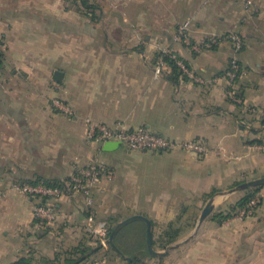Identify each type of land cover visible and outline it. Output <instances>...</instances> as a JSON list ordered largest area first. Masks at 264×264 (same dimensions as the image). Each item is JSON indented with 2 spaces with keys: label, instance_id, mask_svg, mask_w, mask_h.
Returning a JSON list of instances; mask_svg holds the SVG:
<instances>
[{
  "label": "crops",
  "instance_id": "1",
  "mask_svg": "<svg viewBox=\"0 0 264 264\" xmlns=\"http://www.w3.org/2000/svg\"><path fill=\"white\" fill-rule=\"evenodd\" d=\"M90 1L98 14L73 11L72 0H0V264L23 258L66 264L88 249L80 264H128L143 256L119 246L122 230L114 240L115 263L102 256L111 248L87 233L81 198L47 202L57 219L39 230L37 201L13 188L38 178L68 180L96 161L111 168L119 189L110 209L120 216L117 224L148 218L154 249L168 252L148 250L144 264H264V186L254 215L245 218L234 210L249 189L232 191L264 177V0ZM186 21L192 44L242 37L241 104L229 99L223 78L233 45L223 39L211 50L194 51L175 39ZM163 51L210 82L173 76L167 65L156 76ZM56 71L64 74L62 83L54 80ZM57 100L75 115L60 110ZM88 120L145 127L178 145L198 142L207 152H133L122 145L106 152L88 139ZM124 153L130 156L125 164ZM133 159L138 163L131 165ZM104 182L94 209L108 224ZM214 190V209L201 221ZM139 221L138 236L147 240V224Z\"/></svg>",
  "mask_w": 264,
  "mask_h": 264
},
{
  "label": "built area",
  "instance_id": "2",
  "mask_svg": "<svg viewBox=\"0 0 264 264\" xmlns=\"http://www.w3.org/2000/svg\"><path fill=\"white\" fill-rule=\"evenodd\" d=\"M247 3L248 6L252 5L251 1H248ZM190 25V21H186L182 24L176 32L175 39L192 47V49L198 53L213 49L223 39L229 40L233 45L235 55L230 61L223 78L228 82L227 94L229 99L235 103L241 104L242 100L237 95V84L242 74V68L238 58V54L243 50L242 37L236 33L225 37L210 36L199 44H192L189 38ZM3 42L4 40L0 35V52L1 49H3ZM163 53L170 55V57L176 61L178 67L190 79L200 84L210 82L193 74L185 62L175 53L169 51H163ZM165 68L166 65L161 59L155 70L156 76H161ZM56 104L60 110L69 116L75 115V112L62 102L57 101ZM87 122V137L92 142L100 144L107 142H120L122 146L128 147L133 152L150 151L163 153L171 151L177 147L196 154L207 152L206 148L198 142H184L178 145L167 139L165 136L157 134L145 127L134 129L120 121L113 126L98 124L91 120H88ZM111 173V168L109 166L96 161L77 170V172L70 178V181L66 183V187L64 188L49 187L43 183L36 185L30 183H17L13 185V188L16 192L29 196L37 201V205L34 207V216L37 221V227L41 231H44L48 226L53 225L57 219L54 208L47 202L61 198H81L89 213L86 222L87 233L98 241L100 247L107 249L110 244L108 225L106 222L97 219V213L94 208L95 192L101 189L103 179L112 176ZM259 203L260 201L258 198L251 200L250 203L240 211L239 217L245 218L253 216Z\"/></svg>",
  "mask_w": 264,
  "mask_h": 264
},
{
  "label": "rangeland",
  "instance_id": "3",
  "mask_svg": "<svg viewBox=\"0 0 264 264\" xmlns=\"http://www.w3.org/2000/svg\"><path fill=\"white\" fill-rule=\"evenodd\" d=\"M88 1H89L90 4H92L90 0H88ZM72 9H73V11L80 12L81 14H85V12L90 14V15L98 14V11H96V8H91V9L88 8V9L85 10V9L81 8V5L76 4L74 2L72 3ZM122 150L125 151V148H122L121 151ZM148 152H150V151H148ZM151 153H148V157L153 156ZM153 153H155V152H153ZM123 156L125 157V159L123 161V163L125 164V163H127L128 159H130V156L127 153H124ZM136 163H138L136 161V159H133V161L131 162V165H134ZM146 165L147 164H144L143 166H146ZM151 165H153V162L150 163L149 166H151ZM111 172H112V170H111ZM111 174H112L111 177H109V178L106 177L105 179H103V181L105 180V182H104L105 186H107L106 187V191H105V193H106L105 195H107L108 197H102V205H104L106 208L109 209L108 210L109 212L107 213L108 215L104 214V216L105 215L106 216L105 217L102 216V218L104 220H106V221H108L112 217H114L115 219L120 218V216L113 215V214L111 215L110 214V212L112 211L110 209H112V207L114 205H117V203H116L117 201L115 199H116V194L119 191V189H115L114 186H113V181H114L113 172ZM120 177H121V175H120ZM118 180H119V178H118ZM254 190L255 189H249L247 191V193H245V194H249L251 192H254ZM256 197L259 199V201L262 200L261 199V195L259 193H257ZM104 198H105V200H103ZM116 214H119L118 211H117ZM98 217L100 219H102L101 215H99ZM185 221H188V220L185 219ZM139 222L143 223L142 221H139ZM136 224H138L137 221H135L133 223H130L124 229H122V231H121L122 233L120 235V238L118 239V240H122V242L118 241V244L126 253H129L131 255H138V254L139 255H143V256H141V258L140 257H137V258H139L142 262H144V256L147 257V254H148L147 253L148 249L146 247L147 246V240H145V237L143 238L144 235L140 236V237L138 236L139 235L138 234L139 230H137L138 227H137ZM185 228H186V226H185ZM109 248H110V246H109ZM108 252H109V249H108ZM104 253H102V256L107 257L109 260H112L115 263V259L117 258V256L115 255V250L113 251V250L110 249L109 255H108V253L107 254H104ZM120 264H126V261L125 262H120Z\"/></svg>",
  "mask_w": 264,
  "mask_h": 264
},
{
  "label": "trees",
  "instance_id": "4",
  "mask_svg": "<svg viewBox=\"0 0 264 264\" xmlns=\"http://www.w3.org/2000/svg\"><path fill=\"white\" fill-rule=\"evenodd\" d=\"M74 3L76 4H79L81 5V8L83 9H91V8H96L95 6H93V4H90L88 0H72ZM1 55V54H0ZM179 57V56H178ZM180 58V57H179ZM160 59H162L165 63V65H167L169 68L172 69V73H173V76L176 75V76H179L183 73V71L178 67V65L176 64V61L173 60L170 55L168 54H165V53H161L158 55L157 57V60L159 61ZM181 60H183L182 58H180ZM240 62V61H239ZM186 64V62H185ZM241 65V64H240ZM242 70V69H241ZM182 71V72H181ZM225 74V73H224ZM237 95L239 98L242 99V94L240 93V91H237ZM264 123V121H263ZM70 179L68 180H64V181H61V180H46V179H43V178H38L36 180H32V181H26V182H19V183H30V184H40V183H43V184H46L47 186L49 187H54V188H64L66 187V183L69 182ZM263 187H257L255 188L254 192H251L249 194H247L238 204H237V208L234 210V214L237 215V214H240V211L242 209H244L249 203L251 200L257 198L256 195L257 193L262 189ZM219 193V190H214L212 193L208 194L206 197L208 199H212L216 194ZM259 205V204H258ZM89 214V213H88ZM89 216V215H88ZM119 222L118 219H115L114 217L110 218L108 220V233H109V236L112 234L113 230L115 229V227L117 226V223ZM168 235V234H167ZM175 240V237L172 239V241ZM111 250H115V252L117 251L116 248L112 245V244H109ZM90 252H92V249H88V250H84L82 252H80V254H82L80 257L76 256L77 258L76 259H73V260H68L66 262V264H80L83 257L86 256L87 254H89ZM15 264H32L31 261L29 259H21L19 260L18 262H16ZM128 264H144L139 258L137 257H133L131 263L128 262Z\"/></svg>",
  "mask_w": 264,
  "mask_h": 264
},
{
  "label": "water",
  "instance_id": "5",
  "mask_svg": "<svg viewBox=\"0 0 264 264\" xmlns=\"http://www.w3.org/2000/svg\"><path fill=\"white\" fill-rule=\"evenodd\" d=\"M63 77H64V74L61 71H56L54 74V80L58 83H62ZM120 147H121L120 142H107V143H104V145H103V149L106 152H112V151L118 150ZM263 186H264V177L257 179V180L247 182V183H244L232 191L248 190V189L263 187ZM213 203H214L213 199L208 202V204L206 205V207L203 211L201 221H203L209 214H211V212L214 209ZM139 220L144 221L147 224V246H148V250H149L150 254L153 256H165V255H167L168 252L160 253L154 249V234H153V230H152V223L148 218L141 216V215H135V216L129 217L126 220L117 224V226L113 230L112 234L110 235V238H109L110 244L115 245L114 240H115L116 236L118 235V233L124 227H126L127 225H129L132 222L139 221Z\"/></svg>",
  "mask_w": 264,
  "mask_h": 264
}]
</instances>
